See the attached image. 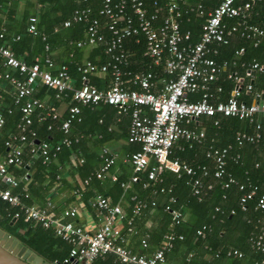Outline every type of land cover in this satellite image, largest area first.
<instances>
[{"label": "built area", "instance_id": "2783aa9c", "mask_svg": "<svg viewBox=\"0 0 264 264\" xmlns=\"http://www.w3.org/2000/svg\"><path fill=\"white\" fill-rule=\"evenodd\" d=\"M86 2L88 0H80ZM102 5L98 10V16L106 19L105 27L110 33L108 40L100 34V21L93 18L90 8L74 10L70 20L63 23L69 27L72 23H87L86 41L78 42L77 46L93 45L101 43L104 45V53L107 60L101 65L100 70L110 72L112 84L104 91L98 90L88 84L87 77L96 70V67L86 62L78 66L77 71L81 74L82 84L74 88L70 82L68 71L65 67L60 68L56 74L49 70L53 63L45 58L43 63L38 62L26 64L18 60L13 53L0 44V58L3 60L4 68L11 72L0 73V81L8 83L13 88V101L19 105L21 113L20 121L16 125V134L11 135L3 141L5 157L0 160V181L8 187L0 189V200L10 206L19 208L25 221H32L44 229H53L54 235L66 242L70 248L68 256L61 263L51 264H92L96 259L107 255L115 256L119 264H166L164 253L173 248L174 241L182 240V236L168 233L164 236L161 248L150 255L134 254L123 244L124 238L117 227V223L123 220L124 215L117 205H111L107 198L97 196L94 202L100 216L101 226L94 233L85 232L81 227L72 222H63L61 218H74L77 210L65 211L61 218L56 217L49 209L51 204L46 203L45 208L26 207L20 204V197L12 193L21 184L26 185L28 176L16 179L8 173L9 167L22 168L24 166L23 152L19 144L28 140L29 152L33 156L42 158V162L48 164L61 148L71 145V141L63 138L53 150L47 142H37L36 133L31 129L32 116L37 110H44L43 104L35 99L33 92L35 85L40 82L43 86L55 90L57 96H70L71 104L68 108L67 118L61 123L60 130L65 135L70 125L80 122V107L96 106L106 104L117 109L119 114H128L130 123L127 132V140L131 144H137L139 150L130 154L129 162L132 165L134 175L129 182L121 183L125 190L131 189L138 181V175L147 169V179L154 180L159 170H167L174 174L183 171L186 175H192L193 169L187 165L180 164L177 160L169 159L171 149L179 140L189 144L200 143L204 138L203 131L189 129L188 125L200 117L216 118L230 117L238 120L252 121L257 117L258 122L254 127L253 135L238 134V144L243 142L253 143L260 134L258 131L264 129V94L261 91L253 92L251 84H243L242 78L233 73L229 75L234 81V88L225 102H214L213 94L209 91V85L216 82L218 74L226 63L218 64L212 58L216 53L213 44H226L227 36L239 33L242 38L253 40L254 46L258 44V38L263 36L259 28L247 24L251 3L244 2L236 5V0H217L215 8L200 16H206L198 40L191 43L189 31H181L177 20L180 0H152L151 12L146 8L145 0H101ZM261 0H252L260 2ZM201 9V6H198ZM238 19L229 32H225L224 20ZM28 33L36 35V19H28ZM142 35L145 39L143 56L152 60L154 66L163 63L165 77L161 81V87L154 90L152 81L155 78L153 71L130 72V63L124 51L123 43L131 36ZM0 34V39L2 38ZM47 49V48H46ZM243 49L236 54L243 53ZM44 68H43V67ZM251 70L264 71L263 66L253 63ZM15 72V75H14ZM127 80H124V78ZM251 78L250 72L246 73ZM137 89H129L127 85ZM221 88H217L220 92ZM242 92L253 94L250 104L239 101ZM201 94L198 100L191 101L189 97ZM146 110L147 112H144ZM10 110L6 114H10ZM48 117L52 121L58 119L54 108L47 109ZM5 115L0 113V128L4 125ZM214 125L218 120H214ZM50 129V127H48ZM264 146V144H263ZM102 156V165L95 174L97 180H103L108 174L114 160L105 155ZM227 149H215L207 154L215 163L213 176L222 178L225 175V159ZM151 162L153 165L151 166ZM203 174L206 172L202 168ZM113 177L112 181L116 182ZM233 183L229 179L223 184L225 188ZM87 184V180L84 181ZM200 182L194 180L193 194H200ZM239 186V190H243ZM256 188H252L240 198V205L244 208L247 200L253 199ZM173 198L170 203H173ZM145 208L142 203H135L132 214L138 215ZM256 209L264 210V194L257 199ZM175 225L183 220V215L177 210L165 207ZM19 217L15 213L13 219ZM128 232H131L128 223ZM207 228L204 226L197 231L198 236H203ZM251 249L264 255V221L261 229L255 237L250 239ZM142 249L147 248L145 240L141 241ZM228 257L242 258V253L230 250Z\"/></svg>", "mask_w": 264, "mask_h": 264}, {"label": "trees", "instance_id": "16d2710c", "mask_svg": "<svg viewBox=\"0 0 264 264\" xmlns=\"http://www.w3.org/2000/svg\"><path fill=\"white\" fill-rule=\"evenodd\" d=\"M44 1L46 0H40L42 3ZM50 1L55 3L57 0ZM73 1L76 2L74 5H68L63 8L64 14L67 15L61 19V21H63L62 26L65 21L71 19L74 10L90 8L92 11L91 16L100 21V34L105 40H108L110 33L105 27L106 19L97 15V12L102 5V1ZM118 1L120 0H112V2ZM190 2L191 4L189 5H191L192 11L198 10V6H201L200 11L204 14L208 13V11L205 12L206 9L212 10L218 3L217 0H191ZM244 2L251 3V9L249 12V14L251 13V17L249 16L247 19V24L253 25L262 30L263 36L258 38V44L254 46L253 40H247L242 38L239 33H235L234 35L238 36L240 44L231 47L229 46L230 44L225 45L218 50V56H212V58L216 60L215 62L218 64L226 63L225 71L221 69L222 77H225L227 73H229V75L233 73H236L237 75L242 74L240 77L243 79L244 85L251 84L253 92H263L264 71L259 72L257 70H251L250 66L253 63H256L259 66L264 67V20H259L257 18L259 14H256V17L253 16L255 12L259 13L264 9V0H261L260 2H252V0H236V5ZM145 3L148 12H151L153 10L152 0H145ZM181 4H179V9L182 7ZM261 15H263V13ZM205 18L206 16H203L201 19H194L195 21H192V26L196 30L199 29ZM225 20L232 21L229 25H236V22L234 21L236 19ZM182 23L183 20L180 23L181 31H189L191 34V43H195V37L192 36L193 32H191L190 28L184 27ZM71 26L78 27L80 33L83 32V35H85L83 41H86L87 23H72L69 27ZM29 37L31 38L32 36L30 35L24 38L29 39ZM35 38L38 40L42 39L41 33L37 28ZM40 44L43 49L45 45L48 46L45 40L43 42L41 41ZM125 46H127L130 49V52L135 55L134 57H138L136 61L141 59L140 56L146 59V57L143 56L145 39L142 35L127 38L123 43V47L127 48ZM241 48L244 50L243 53L240 55L236 54ZM12 50L17 53L14 45H12ZM146 67L147 65L144 68L146 69ZM130 69L137 70L139 68H137V65L134 63ZM247 72H250L251 78L245 76ZM77 73L81 78V74L79 72ZM229 75H227V80H218L209 85V91L212 85L216 91L218 87H222V98L219 100L221 102H225L229 98L234 88V81L229 78ZM200 95V93L193 96L191 95L189 99L191 101L198 100ZM239 101H244L247 104L252 103V101L246 96V92H242ZM9 105L10 107L6 108L3 113H1L4 114L6 118L4 119L2 135L0 136V156L5 151L3 141L11 135L16 134V125L21 117L20 111L17 114H14L13 112L14 107L19 108V105H16L13 99ZM8 110L11 111L10 114H6ZM216 119L218 120V124L215 126L213 122ZM257 119V117H254L252 121H249L221 116H217L216 118L202 117L200 118L202 127H199V123H191L188 125L189 129L196 131H203L201 129H204V138L201 142L189 144L183 140H179L172 147L169 156V159L177 160L180 164L191 167L193 169L192 175H186L183 171L179 174H174L163 169L157 172L154 180L147 179V172L149 169L138 175V181L133 184L136 185L135 191H131H134L131 200L133 206L135 203L139 202L144 204L145 208L141 210L138 215L134 216L132 214V206L128 219L126 220L125 216L123 218V221L125 220L126 224V231L128 232L127 223L131 221L130 228L132 231L128 233L137 234L138 232L135 225L137 217L140 214H144L145 212L149 213L153 210L161 216L160 221L163 224V230L154 233L155 236L151 238L152 240L145 237L146 235L141 237L139 241L140 247L141 241L145 240L147 248L142 249L141 247L143 251L140 254L147 255L149 252L151 254L160 249L164 236L168 233H173L176 236H182L183 239L174 241L173 248L169 252L164 253L166 264H168L171 259H169L170 254L175 252L178 253L180 259L178 258V263L173 264H264V255L258 251L252 250L250 245V239L258 235L262 222L264 221V210L256 209L257 199L260 195L264 194V162L260 159V155L264 154V129L262 128L261 131H258L260 136L253 143L243 142L238 144L237 140L238 134L253 135L255 133L254 127ZM33 121L34 115L32 116L31 129L36 131V129L33 128ZM62 122L63 120L59 122L58 119L56 121H52L50 118L46 120L41 125L40 135L37 134L36 131V140L38 139V142L49 143V147L53 150L54 147L60 143L61 139H59L58 142L56 141V143L51 142L53 140V132L51 131L55 129V124H59L60 130ZM48 127H50V129H48ZM14 131L16 132L14 133ZM60 133L62 134L61 130ZM49 134L52 136L51 140L48 137ZM54 138L56 139L57 137L54 136ZM28 140L22 145L27 146ZM27 147L23 150L24 166L22 168L9 167L8 173L16 179L28 176V183H26V185L21 184L16 189H13L12 193L20 197L21 205L31 207L27 198L30 193L33 192V189L43 187L44 179L41 176L46 170H48L49 173L50 164L43 163L41 157L34 160L33 155L29 152V147ZM62 148H64V146ZM215 149L228 150L225 159V175L219 179L213 176L215 170L214 159L212 157H207V154ZM150 164L152 166L153 162ZM202 168H204L206 172L205 175L203 174ZM141 174L144 175L141 176ZM229 179H231L233 183L225 188L223 184ZM194 180H198L201 185L200 194L198 196L193 194ZM115 183L117 185L118 183L123 182H120L119 179L116 180ZM239 186H243L244 189L239 190ZM5 188L6 184L0 181V189ZM252 188H256L255 196L253 199L247 200L244 204V208H242L239 200ZM140 190H144L146 194L144 193L141 195L139 192ZM171 198L174 200L173 203H170ZM166 206H170L171 209L182 213L183 220L178 225L174 224L171 215L165 211ZM18 212L19 217L12 222L14 214ZM204 226L207 229L203 232V236H198L197 231ZM0 230L17 239L26 248L50 263H61L68 256L70 246L66 242L57 238L54 235L53 229H44L32 221H25L19 208L10 206L2 200H0ZM152 246L155 247V250L151 251L150 247ZM230 250H237L242 253V258L228 257L226 254ZM196 252H199L201 255H197ZM205 255L211 257L209 261L202 260V257ZM107 259L108 258H105L103 262H106ZM96 260H99V258Z\"/></svg>", "mask_w": 264, "mask_h": 264}, {"label": "crops", "instance_id": "0c3cea01", "mask_svg": "<svg viewBox=\"0 0 264 264\" xmlns=\"http://www.w3.org/2000/svg\"><path fill=\"white\" fill-rule=\"evenodd\" d=\"M190 1L191 0H180L179 4L182 3V7L178 9L177 20L179 24L183 20L182 25L191 29V32H193L192 36L195 37L194 42H196L201 32V26L196 30L192 26V21L194 19H201L202 16H200L199 9L195 11L191 10V5H189L191 4ZM74 3L76 2L73 0H57L55 3H52L50 0H46L43 3L40 2V0H0V34L3 35L0 39V44L7 47L18 60L26 64L35 62L42 64L45 58H49L53 63V68L49 70L52 74H56L60 68L65 67L74 88H79L82 84V79L77 73V66L90 62L96 67V70L88 75V84L98 90L104 91L112 84L111 73L100 70L105 59L107 60L104 53V45L96 43L78 47V42H85L83 41L85 37L83 32L80 33L79 28H76V26L67 28L62 26L63 21H61V19L67 15L64 14L63 8L68 5L72 6ZM210 10L211 9H206L205 12H209ZM262 13L263 15H261ZM250 14L249 16L251 17ZM256 14H259V16H257L259 20H264V9L259 13L255 12L253 16L256 17ZM31 17L36 18L35 27L41 33V40L36 39V35L28 33V19ZM234 21L236 23L239 22L238 19ZM230 22L232 21L224 20V30L226 33L229 32V29L234 25H229ZM234 34L235 33L229 36L226 35L227 44H213L212 47L216 53L212 56L217 57L219 54L218 50L225 45L230 44V47L238 46L240 41L238 36ZM30 35L32 36L31 38H24ZM44 40L47 42L48 46L45 45L43 49L40 43ZM12 45L15 46V51L17 50V53L12 50ZM124 51L129 60L130 68L134 63L137 65V68H139L137 70L130 69L129 71H153L155 78L152 81V87L154 90L160 89L161 81L165 77L163 63L154 66L152 60L149 58L145 59L141 56V59L136 61L138 57H134L135 55L130 52L128 47L124 48ZM146 65L147 67L145 69L144 67ZM225 69L226 68H222L223 71H225ZM6 71L11 72V70L4 68L3 60L0 58V73ZM221 74L222 72L220 71L217 78L218 80L228 79L227 75H229V73H227L225 77H222ZM241 75L242 74L239 76ZM124 80H127V78L125 77ZM127 87L129 89H137L130 84H128ZM211 88L210 91L213 94L212 101H219L220 98H222V91L217 92L213 85ZM13 93V88L8 83L0 81V113H3L6 108L10 107L9 104H11ZM246 96L249 100L253 101L252 93H246ZM32 97L39 100L44 106V110H37L34 113L33 128L36 129L37 134L40 135L41 125L49 119L47 109H55L59 122L67 118L68 108L71 104L70 96H57L55 90L47 88L40 82H37ZM13 112L14 114L19 113V108L14 107ZM144 112L147 111L144 110ZM80 118V122H75L70 125L68 133L65 135L60 133L59 124H55V129L51 131L53 132V140L51 142L56 143L59 139L62 140L63 138H67L71 141V145L61 148L56 157L51 159L49 162V173L48 170H46L41 176L44 179L43 187L33 189L27 201L31 204L30 206L39 208L47 207L46 203L49 202L51 204L49 210L58 218L62 217L63 212L76 209L77 213L74 218H61L62 221L72 222L75 226L81 227L85 232L94 233L101 226L100 216L94 206L95 199L99 195L107 198L111 205L119 206L125 219H128V215L133 206L131 197L132 193L135 191L136 185H132L131 189L125 190L121 187V183H118L117 185L119 186H117L115 181H112V178L115 177L117 180L120 179V182L123 183L129 182L134 175L132 165L129 162V156L136 152L139 146L137 144H131L127 140V132L130 123L129 115L119 114L117 109L113 106L106 104L88 107L82 106L80 107ZM200 118H198L197 121L193 120L191 123H199V127H202ZM256 121L258 122L260 120L257 119ZM201 130L204 131V129ZM15 132L16 131H14V133ZM1 135L2 128H0V136ZM52 136L49 134L48 137L50 140ZM54 136L57 138L55 139ZM21 145L22 144H19V147L23 152L28 145ZM103 152H105V155L111 157L114 163L105 178L103 180H97L95 174L102 165ZM4 157L5 151L0 156V160H3ZM38 158L39 156L36 158L33 156L34 160ZM260 159L264 162V154L260 155ZM143 175L144 174H141V176ZM86 180L87 184H84ZM7 187L6 185V188ZM132 190L134 191L131 192ZM139 192L141 195L144 193L146 194L144 190H140ZM160 220L161 216L155 210L140 214L135 221L137 234L128 233L126 231L125 220L118 222L117 227L125 238L123 245L134 254H140L143 251L139 244L141 237L146 235L145 237H148L150 240L155 236L154 233L161 232L163 230V224ZM150 248L151 251L155 250L153 246ZM196 253L197 255H201L199 252ZM149 254L150 252L147 253V255ZM105 258L108 259L106 262H103ZM178 258V253H171L168 264L178 263L180 259ZM210 258L209 255H205L202 257V260L209 261ZM117 263L118 261L114 256L107 255L99 258V260H95L92 264Z\"/></svg>", "mask_w": 264, "mask_h": 264}, {"label": "water", "instance_id": "95a60500", "mask_svg": "<svg viewBox=\"0 0 264 264\" xmlns=\"http://www.w3.org/2000/svg\"><path fill=\"white\" fill-rule=\"evenodd\" d=\"M195 121L198 118L194 119ZM37 155L35 156V158ZM15 220L13 219L12 222ZM0 264H51L0 230Z\"/></svg>", "mask_w": 264, "mask_h": 264}]
</instances>
